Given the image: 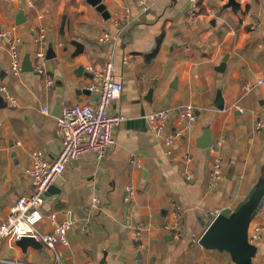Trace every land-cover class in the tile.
Returning <instances> with one entry per match:
<instances>
[{
	"label": "crops",
	"instance_id": "1",
	"mask_svg": "<svg viewBox=\"0 0 264 264\" xmlns=\"http://www.w3.org/2000/svg\"><path fill=\"white\" fill-rule=\"evenodd\" d=\"M22 1L27 21L17 26ZM146 1L142 11L138 0H103L111 16L105 20L86 0H0V30L17 26L23 59L29 54L33 62L41 29L47 53L51 48L56 56L47 59L45 75L13 77L8 50L0 46V84L17 100L10 106L0 94V221L18 198L35 191L26 175L31 152L41 150L49 160L60 153L56 106L92 104L95 95L87 86L94 76L86 68L113 61L123 92L110 111L124 117L115 144L101 160L87 153L73 161L61 175V193L42 203L45 214L73 221L69 246H59L62 264H235L228 253L206 250L199 240L211 216L234 210L264 179V130H256L264 118V0H237L231 9L224 8L229 0H201L192 18V0ZM103 32L121 39L100 43ZM74 41L84 46L78 56ZM224 60L225 70L218 72ZM218 91L224 110L215 106ZM179 104L195 106L198 121L168 148L150 133L145 116ZM177 129L174 116L165 134ZM205 130L224 160V179L212 193L213 153L198 147ZM128 188L134 197L126 201ZM177 207L183 212L180 239L165 230ZM263 219L264 206L255 220ZM39 228L49 233L52 225ZM136 228L143 230L140 242L132 236ZM0 257L54 264L44 245L24 251L6 239ZM253 264H264V243Z\"/></svg>",
	"mask_w": 264,
	"mask_h": 264
},
{
	"label": "built area",
	"instance_id": "2",
	"mask_svg": "<svg viewBox=\"0 0 264 264\" xmlns=\"http://www.w3.org/2000/svg\"><path fill=\"white\" fill-rule=\"evenodd\" d=\"M193 7L188 14L190 18L194 17L198 10L201 0H192ZM142 11H146L148 4L146 0H138ZM32 7V4H29ZM17 26L0 30V46L3 43L10 57L9 72L13 77H19L22 74L23 57L20 52V38L15 36ZM120 34L112 35L109 32H103L99 37V42L117 43L120 41ZM36 51L33 59V70L39 75H45L47 71V49L48 42L45 30L36 31ZM128 63V58H124ZM87 71L92 73L94 81L88 86V91L98 96L92 104H68L60 109V116L57 118V134L61 140V150L55 160H49L43 151L34 150L30 154V166L26 170V175L34 186L35 191L24 195L16 201L10 210L6 220L0 221V241L3 239L11 243L17 242L23 237L35 238L42 243L54 255V264H62L59 246H69L68 232L72 228L71 219H60L58 214H45L42 210L43 200L41 196L52 185L55 179L61 176L66 168L75 160L87 153L95 154L98 160L106 157L108 152L115 144L116 130L124 121V117L111 113V106L114 101L120 98L123 92V85L120 79L115 75L116 65L113 61L106 62L104 65L96 68L88 66ZM263 81L260 80V83ZM51 85L52 81L47 80ZM0 94L5 97L10 106H16L17 100L13 97L6 85L0 84ZM43 113L48 114L49 109L43 108ZM177 118L178 129L169 134H165L167 124L173 117ZM149 131L156 140L162 141L170 148L176 141L184 138L187 132H190L198 121V114L195 106L191 104H179L166 107L152 112L145 116ZM257 131L264 130V118H259L256 124ZM223 141L218 142V147ZM213 153V163L209 175L208 192L212 193L218 189L224 179V160L218 148L211 147ZM187 162H192L193 158L186 157ZM192 175L187 176L190 180ZM134 197V191L127 189L126 201ZM95 208L99 207L97 198L92 200ZM182 210L177 207L174 212V222L165 226V230L172 232L175 238L180 239L183 235ZM49 221L52 230L49 233L42 232L39 226ZM142 229L136 228L132 236L137 242H140ZM249 242L259 248L264 243V219L253 221L249 229ZM143 247L142 244L139 245ZM0 264H28L19 259L1 258Z\"/></svg>",
	"mask_w": 264,
	"mask_h": 264
},
{
	"label": "water",
	"instance_id": "3",
	"mask_svg": "<svg viewBox=\"0 0 264 264\" xmlns=\"http://www.w3.org/2000/svg\"><path fill=\"white\" fill-rule=\"evenodd\" d=\"M92 7L99 11L105 20L110 19V13L103 0H86ZM25 3L21 2V8L17 12L15 19L16 25L20 26L26 23ZM239 6L237 0H229L224 8L231 9ZM73 44L76 46L75 56L84 52V46L77 41ZM53 49H49L47 59L55 58ZM226 61L224 60L220 66L216 68L218 72H224ZM33 63L29 54H27L22 63V72H33ZM84 72V68L80 67L79 72ZM152 90L148 94L151 98ZM98 96L95 95V100ZM215 106L219 110H224V101L221 91H218L217 102ZM54 116H60V106H56ZM212 146V134L210 130H205L204 134L198 141V147L205 149L209 154ZM63 183L62 176L55 179L48 190L41 196L42 200H54L61 193V185ZM264 206V179L258 182L240 202L234 210L226 208L216 216H211V223L199 240V244L206 250L226 252L230 255L235 264H253V259L258 253V247L249 242V229L251 223L257 218L258 214ZM17 245L24 251L28 248L40 249L43 244L32 237H23L17 241Z\"/></svg>",
	"mask_w": 264,
	"mask_h": 264
}]
</instances>
